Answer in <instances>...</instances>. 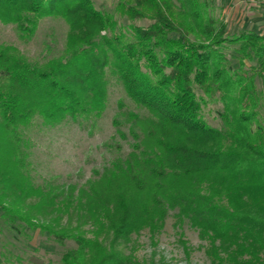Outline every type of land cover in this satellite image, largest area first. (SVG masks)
Masks as SVG:
<instances>
[{"label":"trees","instance_id":"obj_1","mask_svg":"<svg viewBox=\"0 0 264 264\" xmlns=\"http://www.w3.org/2000/svg\"><path fill=\"white\" fill-rule=\"evenodd\" d=\"M45 16L67 24L59 55L0 42L3 220L70 241L58 264H155L128 244L169 214L212 264H264V32L227 36L213 0H0L25 39ZM113 86L128 101L116 100L109 159L79 184L34 181L28 129L69 118L93 132Z\"/></svg>","mask_w":264,"mask_h":264},{"label":"rangeland","instance_id":"obj_2","mask_svg":"<svg viewBox=\"0 0 264 264\" xmlns=\"http://www.w3.org/2000/svg\"><path fill=\"white\" fill-rule=\"evenodd\" d=\"M93 1L96 7L110 11L116 2ZM213 12L226 21L229 37L248 30L264 32V9L259 0H213ZM252 17H258L263 23L256 26ZM66 32L67 24L58 16L42 17L28 39L19 35L15 24L0 21V42L16 46L31 60L59 55ZM256 84L264 91L258 79ZM119 97L128 101L118 87H109L106 109L93 132L69 118L53 126L38 123L30 127L28 159L32 179L40 183L49 179L59 184H79L92 175L93 168H99L106 162L111 153L105 143L111 142V120L117 111L116 100ZM218 108L220 104L213 103L204 110L209 124L219 122L215 113ZM17 226L18 229L11 228L0 214V264H58L60 253L71 245L68 240L57 242L47 232L32 230L23 223H17ZM204 244L195 229L186 222L182 226L175 225L173 216L169 214L153 238L146 229L133 235L128 250L138 259L152 260L155 264H212L205 254Z\"/></svg>","mask_w":264,"mask_h":264},{"label":"crops","instance_id":"obj_3","mask_svg":"<svg viewBox=\"0 0 264 264\" xmlns=\"http://www.w3.org/2000/svg\"><path fill=\"white\" fill-rule=\"evenodd\" d=\"M253 20H254V24H256V26H258V27L261 25V23H263V21L261 19H259L258 17H252V21Z\"/></svg>","mask_w":264,"mask_h":264},{"label":"built area","instance_id":"obj_4","mask_svg":"<svg viewBox=\"0 0 264 264\" xmlns=\"http://www.w3.org/2000/svg\"><path fill=\"white\" fill-rule=\"evenodd\" d=\"M260 4L262 5L263 9H264V0H259Z\"/></svg>","mask_w":264,"mask_h":264}]
</instances>
